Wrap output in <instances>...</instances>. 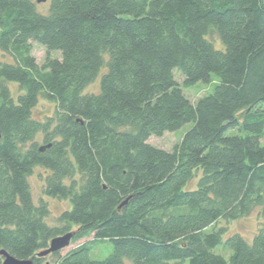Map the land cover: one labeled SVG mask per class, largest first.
<instances>
[{"label":"trees","instance_id":"trees-1","mask_svg":"<svg viewBox=\"0 0 264 264\" xmlns=\"http://www.w3.org/2000/svg\"><path fill=\"white\" fill-rule=\"evenodd\" d=\"M38 1L0 0V250L34 264H264V224L251 242L209 231L264 217V0ZM202 83L192 102L184 89ZM41 98L56 105L44 121ZM188 124L171 151L148 142ZM37 167L45 195L70 202L58 225L33 199ZM69 233L70 246L93 239L40 256ZM105 241L113 252L93 260Z\"/></svg>","mask_w":264,"mask_h":264},{"label":"rangeland","instance_id":"rangeland-1","mask_svg":"<svg viewBox=\"0 0 264 264\" xmlns=\"http://www.w3.org/2000/svg\"><path fill=\"white\" fill-rule=\"evenodd\" d=\"M49 8V4L47 2H42L38 6V10L41 11H47ZM214 42L216 43V46L219 47V39L217 36H214ZM33 44V51L32 54L36 57L37 62L42 65L44 60L46 59L47 56V50L44 46H40L39 44H36L32 42ZM54 57L60 58L59 53H52ZM0 60L8 61L10 60V57H7L2 54L0 51ZM175 78L177 82L181 86H183V80L184 77L180 73V71L176 70L175 73ZM11 89L13 90V93L15 97H17L19 94H21L20 89L18 88L17 85L11 84ZM210 84H198L197 86L194 87H189L184 89V93L186 96L190 98L192 102H196L198 98L204 96L206 93H208L211 89ZM100 89L99 86V80H96L94 83H92L88 88L86 92L89 93H98ZM55 104H53L51 101L48 99L41 98V101L39 105L34 109L35 113L34 116L36 119L40 121H44L47 117H53L55 114ZM191 124L185 125L182 129L177 131L176 133L173 132H167L165 135L161 137H151L149 138V143L153 146H157L159 148H162L164 150H173L172 148L174 145H176L181 139L182 135H184L190 128ZM182 133V134H181ZM39 143H42V139L39 138ZM44 144H41L43 146ZM261 145L264 146V137L261 139ZM48 171L44 170L41 167L35 168V171L33 175L30 176L29 182H30V188L32 189V195L33 199H35L36 204L39 203L42 199L46 200L49 203L50 209H51V215L48 217V222L52 225H58L59 224V217L61 214L68 210L70 208V202L67 200H61V199H54L50 198L45 195V184H46V179L48 175ZM197 178L194 180L196 181ZM264 224V217L262 216L261 211H259V208L254 210V212L247 216L246 218H241L238 219L237 221H231V222H225L223 220H220L216 225L212 228L209 229V231H213L216 229H224V235L225 239L231 235H237L241 234L248 242H251L257 234L259 228ZM93 238L89 239H83L81 242L78 243H72V245L65 249L63 252H66L68 250H71L74 247L83 245V243H89L92 241ZM113 243L109 241L105 242H97L94 244L92 248V254L91 258L93 260L98 259V260H103L105 257L110 255L113 251ZM218 253L223 254L225 257H227L230 253L226 251L223 248H218L216 250ZM51 260V259H50ZM49 261V260H48Z\"/></svg>","mask_w":264,"mask_h":264},{"label":"water","instance_id":"water-1","mask_svg":"<svg viewBox=\"0 0 264 264\" xmlns=\"http://www.w3.org/2000/svg\"><path fill=\"white\" fill-rule=\"evenodd\" d=\"M47 0H39L38 3L46 2ZM2 134L0 131V140H1ZM52 145H47L40 149L41 152L45 151L46 148H50ZM73 237V233L66 234L64 236H60L59 238H55L51 240L50 248L46 251H43L40 254V256H47L50 255V253L61 251V249H64L66 247H69L71 244V240ZM0 256L4 257L3 264H34L32 259L23 260L19 258H15L14 256L10 255L7 251L0 250Z\"/></svg>","mask_w":264,"mask_h":264}]
</instances>
